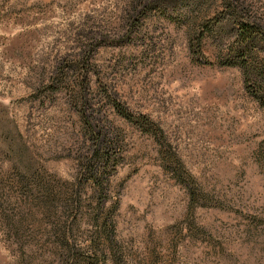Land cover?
Masks as SVG:
<instances>
[{
  "label": "rangeland",
  "instance_id": "1",
  "mask_svg": "<svg viewBox=\"0 0 264 264\" xmlns=\"http://www.w3.org/2000/svg\"><path fill=\"white\" fill-rule=\"evenodd\" d=\"M232 2L264 29V0ZM234 20L224 0H0V264H60L50 240L67 215L59 191L92 145L67 93L83 66L90 118L123 156L105 204L117 206L125 264H264V111L241 70L222 64ZM105 90L163 127L218 206L190 205L157 144L114 114ZM84 191L96 196L91 182Z\"/></svg>",
  "mask_w": 264,
  "mask_h": 264
},
{
  "label": "trees",
  "instance_id": "2",
  "mask_svg": "<svg viewBox=\"0 0 264 264\" xmlns=\"http://www.w3.org/2000/svg\"><path fill=\"white\" fill-rule=\"evenodd\" d=\"M200 1L202 0H186L190 6H197ZM224 5L234 15L239 30L227 48L228 59L222 64L241 70L245 90L264 111V29L244 18L242 20L237 12L238 7L232 0H224ZM201 41L196 46L197 53L204 57ZM89 78L88 66H83L78 72L73 70V75L66 76L69 84L67 93L82 121L83 135L92 145L79 159L78 179L72 184H65V190L59 191V201L66 202L67 209L64 213L67 215L63 220L62 215L53 219L50 240L55 247L56 261L60 264H125V253L116 240L114 213L117 206L108 209L105 204L109 179L121 165L123 156L118 155L114 149L117 146V135L108 137L90 118L89 93L92 85ZM105 94L118 118L135 126L157 144L158 155L163 160L162 166L187 190L191 206L219 205L217 202L220 196L194 176L157 121L145 113L134 112L108 90H105ZM256 155L260 165L264 167V139L256 149ZM85 181L91 182L95 189L93 195L96 196L89 201L84 191ZM53 194H50V202L51 197L58 195L56 192ZM86 222L89 226H85Z\"/></svg>",
  "mask_w": 264,
  "mask_h": 264
}]
</instances>
